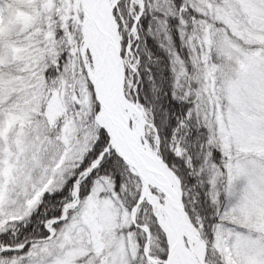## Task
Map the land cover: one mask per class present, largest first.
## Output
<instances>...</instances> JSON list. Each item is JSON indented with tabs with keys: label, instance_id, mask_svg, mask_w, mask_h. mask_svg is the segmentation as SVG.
<instances>
[{
	"label": "snow or ice",
	"instance_id": "1",
	"mask_svg": "<svg viewBox=\"0 0 264 264\" xmlns=\"http://www.w3.org/2000/svg\"><path fill=\"white\" fill-rule=\"evenodd\" d=\"M0 264H264V0H0Z\"/></svg>",
	"mask_w": 264,
	"mask_h": 264
}]
</instances>
